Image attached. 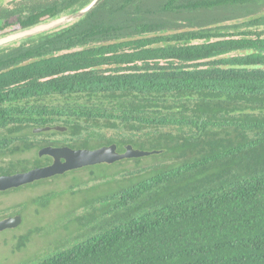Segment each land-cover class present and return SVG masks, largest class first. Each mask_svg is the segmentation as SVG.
<instances>
[{
	"label": "trees",
	"instance_id": "16d2710c",
	"mask_svg": "<svg viewBox=\"0 0 264 264\" xmlns=\"http://www.w3.org/2000/svg\"><path fill=\"white\" fill-rule=\"evenodd\" d=\"M10 1L0 37L92 0ZM242 27L264 28V0H104L0 50V175L51 162L48 146L158 152L110 165L118 189L34 264H264V29ZM38 231L10 239L20 252Z\"/></svg>",
	"mask_w": 264,
	"mask_h": 264
},
{
	"label": "rangeland",
	"instance_id": "374dc122",
	"mask_svg": "<svg viewBox=\"0 0 264 264\" xmlns=\"http://www.w3.org/2000/svg\"><path fill=\"white\" fill-rule=\"evenodd\" d=\"M0 2H3V4L0 3V6L11 5L10 0H1ZM230 24H235V21L227 22L224 25ZM58 28L52 29L51 31ZM250 29L253 31H262L264 28L261 27L255 29L242 27L238 30L246 31ZM20 41L14 43L18 44ZM236 54V52L232 53V55ZM54 138H62V136L59 135ZM35 156L36 151H33L21 155L20 158L33 159ZM150 159L151 158L148 157L144 160L147 161ZM10 160L11 158H6L4 162L0 161V164L3 165ZM146 161L143 162L142 166L147 164ZM116 169L117 168L114 170L118 171L123 169L128 172L137 171L136 163L133 161L128 163L124 162L122 167ZM112 170L113 169L109 164L96 165L69 172L64 176H56L44 181L36 182L24 186L20 190H13L9 193H0V221L17 216L22 219V223L18 228L7 229L0 232V264H18L20 262L34 264L37 260L35 256L42 253H45V255H51L55 253L60 246L67 247L71 242L75 243L78 241V239H74L79 225L76 219L80 215L88 214L93 209L92 206L82 208L84 205L81 203H87V201L92 200L96 195L113 192V189L116 186L109 188L107 183V181L112 178ZM97 186H99L97 191H93ZM116 189H118V186ZM47 194H50L51 196L50 202L46 207L45 203L41 202L39 199ZM97 206H99V204ZM71 211L76 212L75 219L69 218L71 216ZM35 229L39 231L33 235L32 240L28 243L27 247L20 252L17 251V241L10 238L14 234L19 236L25 235L29 231ZM8 239L9 243H7ZM27 257H34V259L31 262H26L24 260Z\"/></svg>",
	"mask_w": 264,
	"mask_h": 264
},
{
	"label": "water",
	"instance_id": "95a60500",
	"mask_svg": "<svg viewBox=\"0 0 264 264\" xmlns=\"http://www.w3.org/2000/svg\"><path fill=\"white\" fill-rule=\"evenodd\" d=\"M1 1V0H0ZM104 0H92L85 8L72 14L64 15L49 22H45L34 27L20 30L18 32L0 37V48L13 44L16 41L25 40L34 36L46 33L52 29L65 24L75 22L96 9ZM57 131L64 133L66 127L54 126L35 128L36 134L43 132ZM157 151H145L128 145L125 152L118 150L117 144L102 146L99 148H81L74 149L69 146L63 147H45L40 150V157L50 156L54 159L51 165L37 167L25 172H18L11 175H0V193L11 189H17L26 185L33 184L40 180L49 179L66 172L92 167L101 164H115L126 159H137L148 157ZM22 223L21 217H11L0 221V232L7 229L17 228Z\"/></svg>",
	"mask_w": 264,
	"mask_h": 264
},
{
	"label": "flooded vegetation",
	"instance_id": "af4514ba",
	"mask_svg": "<svg viewBox=\"0 0 264 264\" xmlns=\"http://www.w3.org/2000/svg\"><path fill=\"white\" fill-rule=\"evenodd\" d=\"M247 32H251V33H253V34H255L254 32H256V31H253V30H246ZM263 31V30H262ZM262 31H258V32H262ZM253 36V35H252ZM25 40H29V38L28 39H25ZM22 41H24V40H21L20 42H22ZM13 44H15V43H13ZM12 45V44H11ZM8 46H10V45H8ZM5 47H7V46H5ZM4 47H2V48H0V50L1 49H3ZM52 131H54V130H52ZM64 145H59V146H51V147H63ZM49 147V146H48ZM75 149V148H74ZM40 152V151H39ZM40 156V155H39ZM43 157H50V156H43ZM43 157H41V158H43ZM51 158V162H47V164H45L44 166H41V167H45V166H48V165H51L53 162H54V159L52 158V157H50ZM85 168H88V167H85ZM83 169V168H82ZM79 170V169H78ZM81 170V169H80ZM74 171H77V170H74ZM74 171H69V172H74ZM69 172H66L65 174H63V175H58V176H64V175H66V174H68ZM56 177V176H55ZM53 178V177H52ZM50 179V178H49ZM45 180H47V179H45ZM15 253V252H14ZM14 253H13V255H14ZM29 259H31V257H27L24 261H27V260H29Z\"/></svg>",
	"mask_w": 264,
	"mask_h": 264
},
{
	"label": "clouds",
	"instance_id": "9594fccd",
	"mask_svg": "<svg viewBox=\"0 0 264 264\" xmlns=\"http://www.w3.org/2000/svg\"><path fill=\"white\" fill-rule=\"evenodd\" d=\"M31 185V184H30ZM27 186V185H26Z\"/></svg>",
	"mask_w": 264,
	"mask_h": 264
}]
</instances>
